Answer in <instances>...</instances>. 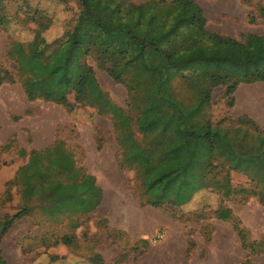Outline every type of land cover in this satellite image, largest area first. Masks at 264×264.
<instances>
[{
    "label": "rangeland",
    "instance_id": "1",
    "mask_svg": "<svg viewBox=\"0 0 264 264\" xmlns=\"http://www.w3.org/2000/svg\"><path fill=\"white\" fill-rule=\"evenodd\" d=\"M53 1L0 0V16L6 18L0 21V220L24 207L31 209L2 239L7 264H139L153 252L155 264H264V205L258 198L244 201L208 188L180 208L143 204L135 172L119 166L120 132L110 115L90 106L77 105L70 111L52 101L28 98L26 89L37 86L74 102L73 86L86 63L110 99L133 118L144 104L143 95L131 96L128 85L115 82L85 47H60L73 30L81 5L77 0ZM131 1L141 5L151 0ZM193 1L205 11L209 32L243 42L246 35L264 36V18L259 14L264 0ZM250 14L256 19L253 24ZM38 33L49 45L57 44L59 51L41 55L34 47ZM185 42L182 38L178 45ZM132 77L126 76L129 81ZM211 86L203 79L194 77L191 83L179 78L173 91L190 105ZM225 92L221 85L212 88L206 120L230 136L243 117L264 130V82L240 84L232 96ZM250 130L247 138L237 142L243 152H254L259 146L257 133ZM58 143L102 190L99 205L89 213H78L72 206L53 213L49 207L54 200L48 192L28 199L15 184L31 151ZM54 178L69 182L64 174ZM230 179L233 188L252 185L248 176L237 172ZM223 210L230 211L227 220L219 215ZM139 214L146 218L139 231L154 227L156 221L160 225L137 236L123 229V222L132 225Z\"/></svg>",
    "mask_w": 264,
    "mask_h": 264
},
{
    "label": "trees",
    "instance_id": "2",
    "mask_svg": "<svg viewBox=\"0 0 264 264\" xmlns=\"http://www.w3.org/2000/svg\"><path fill=\"white\" fill-rule=\"evenodd\" d=\"M77 1L81 12L60 47H85L115 82L128 85L131 96L143 95V106L133 118L110 99L86 63L73 86L74 102L66 95L42 92L37 86L26 89L28 98L52 101L70 111L77 105L90 106L110 115L120 132L119 166L135 172L143 204L180 208L200 191L212 188L225 197L244 201L255 197L264 205V130L243 117L237 121L235 135L230 136L206 120L205 114L213 87L224 86L225 95L232 96L240 84L264 82V36L246 35L243 42L209 32L205 12L193 0H151L141 5L131 0ZM259 14L264 18V7ZM5 19V15L0 16V21ZM255 21L250 14L249 23ZM182 38L186 42L178 45ZM34 47L43 56L59 51L57 44L49 45L40 33ZM130 74L129 81L126 76ZM194 77L212 86L189 105L176 96L173 86L179 78L193 83ZM250 129L257 133L259 146L254 152H243L237 142L247 138ZM61 145L31 151L29 163L19 169L15 184L28 199L48 192L54 200L49 207L53 213L68 206L78 213H89L99 205L102 190L92 176L75 166L72 155ZM232 172L248 176L252 185L233 188ZM57 174L66 175L69 182L55 179ZM229 213L223 210L219 215L227 220ZM29 214L31 209L24 207L0 220V245L15 221ZM0 264H7L1 248Z\"/></svg>",
    "mask_w": 264,
    "mask_h": 264
},
{
    "label": "crops",
    "instance_id": "3",
    "mask_svg": "<svg viewBox=\"0 0 264 264\" xmlns=\"http://www.w3.org/2000/svg\"><path fill=\"white\" fill-rule=\"evenodd\" d=\"M205 12V11H204ZM206 15V14H205ZM207 18V17H206ZM145 219L146 218H144V215L143 214H139V215H137V219H136V221H135V223L134 224H130V223H127L126 221V223L125 222H123V229H125V230H128L129 232H130V234H132V235H139V234H142V233H145V232H147V231H150L151 232V230H153L154 228H156L155 226H157V225H160L159 224V222H157L156 220V224H155V226L154 227H152V228H150V229H148V230H146V231H139V225L141 224L140 222L141 221H145ZM140 223V224H139ZM143 227H144V225H142ZM153 254H155V252H153V253H149L148 254V257L147 258H145V259H142L141 261H140V263L139 264H155L156 262H155V257H154V255ZM171 255V254H170ZM169 255V256H170ZM168 259V258H167ZM167 259H165V261H167Z\"/></svg>",
    "mask_w": 264,
    "mask_h": 264
}]
</instances>
